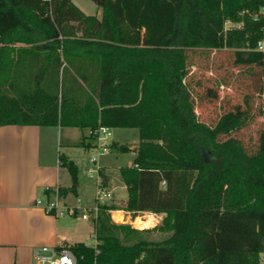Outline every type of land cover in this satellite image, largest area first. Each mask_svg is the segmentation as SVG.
Masks as SVG:
<instances>
[{"label":"trees","instance_id":"1","mask_svg":"<svg viewBox=\"0 0 264 264\" xmlns=\"http://www.w3.org/2000/svg\"><path fill=\"white\" fill-rule=\"evenodd\" d=\"M90 1L99 19L72 0H0V127L88 130L77 145L87 150L99 127L137 129L132 165L118 171L127 193L123 210L164 214L157 229L167 236L152 240L150 229L113 223L108 211L116 207L103 204L95 247L56 250H70L77 264H260L264 131L249 154L229 137L248 117L239 106L213 126L200 122L185 78L186 52L195 49H231L236 66L262 68L264 0ZM228 22L240 27L226 29ZM57 161L71 179L58 194L73 196L77 167L63 155ZM235 176L245 193L249 186L257 192L254 249L209 250L197 240L202 201L220 178Z\"/></svg>","mask_w":264,"mask_h":264},{"label":"rangeland","instance_id":"2","mask_svg":"<svg viewBox=\"0 0 264 264\" xmlns=\"http://www.w3.org/2000/svg\"><path fill=\"white\" fill-rule=\"evenodd\" d=\"M239 27V23L225 24L226 29ZM186 53L188 74L185 83L193 98L197 119L206 125L213 126L221 115L239 106L248 117L245 124L240 129L232 131L229 137L239 140L247 153H254L258 147L260 133L264 131V66L262 68L253 65L236 66L234 51L231 49H195L188 50ZM117 129V134H120L119 144H113L112 154L101 157L99 160V162H108L112 167L109 171L114 172L133 162V155L128 150L131 146L129 134L131 135L133 129ZM43 138V141H55L54 138L47 136ZM226 138L228 137H221L222 140ZM122 147L126 149L121 150ZM70 152L78 161L77 155L82 150L73 148ZM78 163L82 164V160L80 159ZM79 172V176H83V170L80 169ZM61 183L65 184L63 180ZM243 183V179L238 176L230 180L220 178L204 197L198 221L197 240L201 244H206L209 250L219 247L254 249L257 192L253 186H249L248 193H245L241 189ZM95 192L96 176L93 175L87 186L81 188L80 196L88 197V200H91V206L95 203L93 200ZM111 197L113 199L105 202L106 204L118 202V193ZM118 205V208H124V205ZM147 214L149 216L143 217ZM151 214H137L143 222H151L147 224L149 227L137 228L133 222L132 224L134 229H150L151 232L146 236L152 240H160L167 236L166 233L157 229L162 223L164 214H157L159 223L156 219H152ZM60 224L62 231L68 232L71 240L69 242H85L87 246H95L93 219L83 221L79 217L76 219L66 217L61 219ZM260 264H264V254L260 255Z\"/></svg>","mask_w":264,"mask_h":264},{"label":"crops","instance_id":"3","mask_svg":"<svg viewBox=\"0 0 264 264\" xmlns=\"http://www.w3.org/2000/svg\"><path fill=\"white\" fill-rule=\"evenodd\" d=\"M89 2L91 1L72 0V3L85 15L95 16L99 19L101 10ZM79 131L82 132L79 133ZM110 131L111 145L119 144L118 129H110ZM137 132V129H133L131 135L129 134L131 146L128 150L133 155L132 160L136 156L139 143ZM88 135V130L75 128L0 127V264H34L33 253L37 249L41 247L58 248L74 244L69 242L71 240L68 232L62 231L60 221L64 218L47 215L36 202L38 200L46 202L51 199L50 192L53 190L71 186L67 170L60 167L57 161L58 156L63 155L76 165L78 185L76 194L61 198L62 202L73 205L77 199H80L83 207L90 208L94 205L90 206L91 200L89 201L85 195L80 196L81 188L87 186L90 180L87 168L90 158L95 154L94 147L97 144L96 141V144L88 150L77 146ZM44 136L54 138L55 141H43ZM84 142L87 143L88 140L85 139ZM73 148L82 150L77 155L78 161L81 159L82 164H79L76 156L71 154L70 151ZM111 154L110 147L108 154L101 157ZM99 165L106 178L104 186L106 190L112 196L118 193V202L111 203L116 207L112 211L120 212L121 215L126 214V211L117 207L118 204L124 205L127 199L126 188L121 181L119 172L109 171L112 167L108 162L100 161ZM131 165L132 163L127 167ZM80 169L83 170L81 177L79 176ZM62 180L65 184L61 183ZM47 189L50 192H47ZM111 199L113 198L111 197ZM115 214L119 215V213ZM146 216L149 214L143 217ZM127 221V216H124L123 220L118 221L117 224H127ZM78 243L85 244V242Z\"/></svg>","mask_w":264,"mask_h":264},{"label":"built area","instance_id":"4","mask_svg":"<svg viewBox=\"0 0 264 264\" xmlns=\"http://www.w3.org/2000/svg\"><path fill=\"white\" fill-rule=\"evenodd\" d=\"M257 50L264 52V44L262 42H259L257 44ZM110 136L111 131L107 127H99V129L96 131L97 144L94 147L95 154L92 155V157L90 158L89 166L87 168V173L90 177H92L93 175L96 176V192L94 205L90 208L83 207L80 199H77L76 203L73 205L64 204L58 194V188L53 190L52 192L47 189L46 191L50 192L51 194V199L47 200L46 202H42L40 200L36 202L37 205H40L43 208L44 212L47 215H51L56 218L67 217L71 219H76L79 217L83 221H90V219H93L95 221L98 213V207L100 205L106 204L105 202L111 199L110 192H108L106 188L102 186L101 179L98 174L100 170L99 158L105 154H108L111 147V143L109 141ZM164 184L165 182L162 181L161 185ZM114 212L119 213V215L121 216L120 220H123L124 216H127V224L130 225L132 228H135L132 224L134 219L136 217H140H131V214H129L128 212L126 214L121 215L120 212L109 210L108 214L110 220L111 222L116 224L118 220L114 218ZM151 217L154 220L156 219L159 223L160 219L157 214H151ZM33 261L35 262V264H77L76 258L73 253L66 248L56 250V248L41 247L33 253Z\"/></svg>","mask_w":264,"mask_h":264},{"label":"bare ground","instance_id":"5","mask_svg":"<svg viewBox=\"0 0 264 264\" xmlns=\"http://www.w3.org/2000/svg\"><path fill=\"white\" fill-rule=\"evenodd\" d=\"M114 218L116 219V220H120L121 219V216L120 215H117V214H114ZM133 223H134V225H135V227H137V228H147V227H149V226H147V224L148 223H151V222H143L142 220H141V218H139V217H136L135 219H134V221H133ZM145 225V226H144ZM151 225V224H150Z\"/></svg>","mask_w":264,"mask_h":264}]
</instances>
